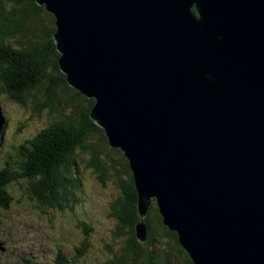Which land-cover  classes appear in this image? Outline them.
Segmentation results:
<instances>
[{
  "label": "water",
  "instance_id": "95a60500",
  "mask_svg": "<svg viewBox=\"0 0 264 264\" xmlns=\"http://www.w3.org/2000/svg\"><path fill=\"white\" fill-rule=\"evenodd\" d=\"M37 2L140 217L155 200L193 264H264V0Z\"/></svg>",
  "mask_w": 264,
  "mask_h": 264
},
{
  "label": "trees",
  "instance_id": "16d2710c",
  "mask_svg": "<svg viewBox=\"0 0 264 264\" xmlns=\"http://www.w3.org/2000/svg\"><path fill=\"white\" fill-rule=\"evenodd\" d=\"M56 29L54 16L37 0H0V94L22 107L31 106L37 115L54 116L23 148L22 160L14 162L18 172L4 174L0 207L9 205L3 187L21 181L24 194L38 207L67 209L75 190H81L77 178L81 159L102 185L113 179L119 190L109 213L114 228L101 238L107 259L104 263V255L95 257L96 264H193L178 234L164 224L155 200L140 217L129 161L121 149L110 146L104 130L92 120L95 101L68 84L58 62ZM2 136L3 132L0 146ZM141 222L146 226L144 241L138 237ZM120 239L123 247L118 251ZM63 254L58 251L54 264L68 263Z\"/></svg>",
  "mask_w": 264,
  "mask_h": 264
},
{
  "label": "rangeland",
  "instance_id": "374dc122",
  "mask_svg": "<svg viewBox=\"0 0 264 264\" xmlns=\"http://www.w3.org/2000/svg\"><path fill=\"white\" fill-rule=\"evenodd\" d=\"M0 103L3 107L2 115L8 119L0 154L1 169L8 160L7 155L11 153L12 147H25L30 139L54 121V116L48 112L37 115L31 106L22 107L10 101L6 94H0ZM5 150L9 153L5 154ZM13 155L15 161L20 163V155L12 152L11 157ZM78 162L77 178L81 182V190H75L74 200L67 209L40 208L39 203L24 194L25 186L20 187L15 182L8 184L7 192L13 200L7 212L0 210V242L6 245V252L0 251V264H21L18 256L33 257L39 262L44 258V263L47 264L57 248H63L66 254L74 255L78 250L83 251L80 258L85 264H91L95 256L101 255H104L106 261L107 252L102 249L101 238L106 232L112 231L115 225L108 214L119 190L113 179L107 185H102L86 167V161L84 163L78 159ZM12 170L18 172L16 166ZM116 245L119 251L123 247L122 239L117 240Z\"/></svg>",
  "mask_w": 264,
  "mask_h": 264
},
{
  "label": "flooded vegetation",
  "instance_id": "af4514ba",
  "mask_svg": "<svg viewBox=\"0 0 264 264\" xmlns=\"http://www.w3.org/2000/svg\"><path fill=\"white\" fill-rule=\"evenodd\" d=\"M108 216L110 217V214H108ZM111 218V217H110ZM114 228V227H113ZM89 230H91V229H89ZM113 230V229H112ZM78 253H77V255H75V256H71V257H68L67 258V264H85L82 260H81V256L83 255V251H81V250H79V251H77ZM80 256V257H79ZM96 258H97V256H95ZM95 257H94V259H93V261H92V263L91 264H96V262H95ZM104 263H105V261H104Z\"/></svg>",
  "mask_w": 264,
  "mask_h": 264
},
{
  "label": "bare ground",
  "instance_id": "6f19581e",
  "mask_svg": "<svg viewBox=\"0 0 264 264\" xmlns=\"http://www.w3.org/2000/svg\"><path fill=\"white\" fill-rule=\"evenodd\" d=\"M63 250V248H61ZM64 251V250H63Z\"/></svg>",
  "mask_w": 264,
  "mask_h": 264
}]
</instances>
